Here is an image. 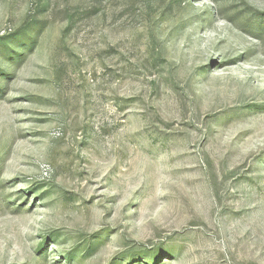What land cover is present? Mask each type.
I'll return each mask as SVG.
<instances>
[{
    "label": "rangeland",
    "instance_id": "rangeland-1",
    "mask_svg": "<svg viewBox=\"0 0 264 264\" xmlns=\"http://www.w3.org/2000/svg\"><path fill=\"white\" fill-rule=\"evenodd\" d=\"M0 264H264V0H0Z\"/></svg>",
    "mask_w": 264,
    "mask_h": 264
}]
</instances>
